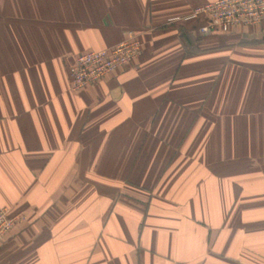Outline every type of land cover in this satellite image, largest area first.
Returning <instances> with one entry per match:
<instances>
[{"label": "crops", "instance_id": "0c3cea01", "mask_svg": "<svg viewBox=\"0 0 264 264\" xmlns=\"http://www.w3.org/2000/svg\"><path fill=\"white\" fill-rule=\"evenodd\" d=\"M210 1L0 0V264H264V24L169 21Z\"/></svg>", "mask_w": 264, "mask_h": 264}, {"label": "built area", "instance_id": "2783aa9c", "mask_svg": "<svg viewBox=\"0 0 264 264\" xmlns=\"http://www.w3.org/2000/svg\"><path fill=\"white\" fill-rule=\"evenodd\" d=\"M201 21L199 31L205 35L217 30L229 31L232 27L264 24V0H215L195 7L191 14L171 18L174 22ZM138 32L128 31L124 40L111 48L86 51L77 56L69 70L71 89L79 91L104 77L131 65L142 52ZM17 218L7 207H0V242L13 229Z\"/></svg>", "mask_w": 264, "mask_h": 264}]
</instances>
